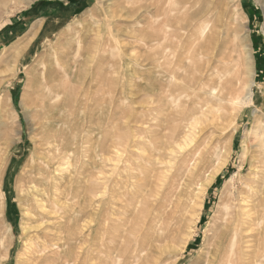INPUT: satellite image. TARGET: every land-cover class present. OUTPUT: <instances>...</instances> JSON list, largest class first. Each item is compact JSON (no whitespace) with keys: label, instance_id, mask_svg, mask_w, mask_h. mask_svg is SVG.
Here are the masks:
<instances>
[{"label":"rangeland","instance_id":"1","mask_svg":"<svg viewBox=\"0 0 264 264\" xmlns=\"http://www.w3.org/2000/svg\"><path fill=\"white\" fill-rule=\"evenodd\" d=\"M24 4L0 2V120L7 123L3 130L22 127L25 138L10 153L0 264L202 262L223 202L239 196L250 180L264 196V0ZM62 47L87 63L82 79L74 73L59 96L60 103L70 97L64 138L75 135L74 195L61 199L63 226L52 224L35 238L17 185L35 147L33 77L41 78L50 51ZM200 63L209 76L216 75L214 67L241 68L250 79L251 70L254 102L230 106L225 119L217 120L218 101L186 82ZM201 95L208 100L206 114L197 111ZM198 146L202 159L183 164L178 186L164 203L176 163ZM36 247L41 252L31 251Z\"/></svg>","mask_w":264,"mask_h":264},{"label":"bare ground","instance_id":"2","mask_svg":"<svg viewBox=\"0 0 264 264\" xmlns=\"http://www.w3.org/2000/svg\"><path fill=\"white\" fill-rule=\"evenodd\" d=\"M4 1L6 0H0V2H4ZM34 1L35 0H25L24 5L29 6ZM98 1L101 3L103 0H98ZM173 36L178 37L179 33L174 32ZM81 41L82 39L80 40V42ZM209 46H210V42L208 40L207 47ZM78 55L79 54L76 53V55L72 56L71 51L68 48L63 49L62 47V50L60 51L58 50V48H54L50 51L49 56L47 55L48 58L45 60L43 64L44 68L42 69L43 71L41 72V78L39 77L40 73H36V75L33 77V79L35 80L33 86L35 89L34 99L36 100V106L33 109L35 113H33L32 122L30 123H32V125L34 124L33 130L36 131L35 133L36 140L34 142L35 147L31 149V159L29 161L27 169L24 170L23 173L21 171V174H19L20 177L17 188H18V193L22 198L21 206L23 207V211H25V213L30 215L31 223L35 225L34 228L36 231L35 230L34 231L36 233L33 236L35 238L41 236L42 233L41 230H43V234H45L46 233L45 228H49L50 226H52V224L53 226H56L58 229L63 226V221H65L67 214L65 213V215H63L64 217L60 215V213H62V211L65 208V206L64 205L62 206L61 204V199L64 197L68 199L69 195L72 194L74 195L71 184L72 166L74 164L71 163V160H74L75 158V150H74L75 147L73 146L75 135H73L72 138L70 137L67 140L64 138L65 135L67 134V131L69 130V128H67V131H65L66 125L70 123L68 118L69 110L68 111L66 110L67 107L70 106L69 104L70 97L67 99V102L62 101L60 103L59 96L61 95L62 92H67L66 82L74 73L76 75H79V79H82L83 76L82 67L84 68L85 66L83 65L87 63H85L83 58H81ZM155 62L154 64H157V62L156 63ZM207 68H208L207 65L202 66L200 63L199 65H197V70L194 74H192V77L189 78V80L186 77L185 78H186V82H194L196 85L198 84L196 89L201 90L203 93H209L210 96L212 95V97H214V99L218 101V103L216 104L219 105L216 106L215 104L214 106L212 104L214 107H216L214 109V111H216L214 112L215 114L214 113L212 114L217 115V120L223 118L225 119V117L227 116V108L230 109L232 106L236 104H240L243 101L249 104L254 102V92L252 90L253 76L251 70H248L250 79H247L245 76H243V74L245 75V73L243 72L242 74L240 72L241 68L240 69L236 68L234 70L235 72L234 71L231 72V69L227 70L226 67H224L221 69V71L219 70L220 72H218L217 67L214 68L212 67L213 69H215V71L212 72H216V75L214 76L208 75ZM11 77H13V75ZM76 87H79L81 89L82 85L81 86L77 85ZM245 90H247L246 94H244ZM200 99L202 100L198 102L197 111L206 114V112L204 111L208 110L205 108V106L208 104V100L206 97L202 98V95ZM37 101L39 104H37ZM6 125L7 123L3 119H1L0 120V214L2 212V209H4L3 207H5L6 204L3 195H4V185L6 183V178L10 170L9 163L11 162L12 159L10 157L11 149L17 147L20 148L21 144L25 141L24 135L23 133H21L22 127L20 130L17 129L3 130ZM69 126L70 125H67V127ZM194 126H195L194 123L193 125L192 124L189 125L188 127L189 130L192 131L194 129ZM71 131L73 133V130H70V133ZM186 136L188 138V135ZM191 152L190 154H192V156H190L189 159L184 157L181 161H178L176 163V170L170 176L172 180L171 184L170 182L168 183V181H166V185H165L166 191L164 193L165 195L163 196L164 203L166 201L167 202L170 201V198L174 194L175 188L178 186L179 183L178 180L180 176L183 175V171L180 169L183 166V164L187 161L190 163L193 162L198 164V162L203 157L202 155L204 153V150L203 148H201V146H198L196 150L194 151L191 150ZM205 166L206 165H204V168ZM255 182L256 181L254 180V184H253L251 183L250 180V183L248 184L246 183L247 185L245 186V188H241L239 192V196H237L236 198L231 197L223 202L224 206L220 208L221 210L217 217L219 223L217 224L216 230L213 232V236L211 238L212 240L210 241L211 245L209 251L207 252V257L204 258L205 260L203 259L202 262L200 261L193 264H255V263L264 264V211L262 210L261 207L262 204H264V196L263 197L260 196L259 188L256 187ZM261 186H263V184ZM206 187L207 189H209L211 187V183L207 184ZM207 189L203 190L204 194L205 191H208ZM178 193L179 192H177V194ZM176 197L178 198L177 195ZM177 198L175 199L177 200ZM151 215L153 217L152 213ZM201 215L202 214L200 212L197 221H200ZM2 221H4L3 218ZM9 232H10L9 236L13 237L14 229H10ZM1 235L2 234L0 233V240L2 239ZM43 245L45 244L43 243ZM54 247L55 246H53V248ZM45 250H46V246H44V250H42V252ZM31 251L34 252L35 254L41 252V251L39 252L37 251V247L32 248Z\"/></svg>","mask_w":264,"mask_h":264}]
</instances>
